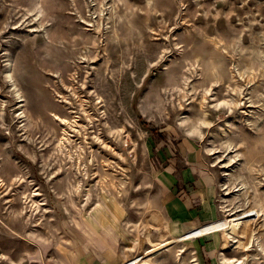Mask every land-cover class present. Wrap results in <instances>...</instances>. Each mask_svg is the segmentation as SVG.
<instances>
[{"label":"rangeland","instance_id":"374dc122","mask_svg":"<svg viewBox=\"0 0 264 264\" xmlns=\"http://www.w3.org/2000/svg\"><path fill=\"white\" fill-rule=\"evenodd\" d=\"M105 173L120 194L100 188ZM104 197L120 216L99 249L87 234ZM203 208L254 209L246 262L264 264V0H0V264H112L104 248L131 264L145 229L177 234ZM203 236L174 243L182 264H220V237Z\"/></svg>","mask_w":264,"mask_h":264},{"label":"bare ground","instance_id":"6f19581e","mask_svg":"<svg viewBox=\"0 0 264 264\" xmlns=\"http://www.w3.org/2000/svg\"><path fill=\"white\" fill-rule=\"evenodd\" d=\"M216 46H217V44H216ZM18 94L19 93H17V95ZM18 96H20V95H18ZM85 114H86V112H85ZM60 121H62L63 124L70 126V127L74 126L73 124L76 123L75 119L71 120V119H67V118H60ZM185 128H186L185 132H187L186 135L191 136L192 135V132H191L192 128L191 127L190 128L185 127ZM66 130H63V137H61L58 141L59 149L65 154V158H67V160L69 162L76 164L77 169H80L79 165L82 163V166H84L83 163L85 164V161L83 160L84 156L82 154V151H83L82 149L84 147L81 148L80 151L77 150V152L75 154H73L72 148H74L75 146L72 148L67 146V144L72 143V139H71L70 133H68L67 132L68 130L67 131ZM73 130H74V128H73ZM198 133H200V132H198ZM78 148H80V147L78 146ZM71 163H69V164H71ZM84 173H86V172H84ZM105 174L106 175L103 174L104 176H101V175L99 176L98 181L100 184V188H102V189L112 188L116 193L120 194L121 188H122L121 186L123 183L121 181V179L119 181V179L116 180V178L114 179L113 177H110L107 173H105ZM105 176L106 177L109 176L108 177L109 179L107 180ZM86 190H87L86 192L88 193L89 188H86ZM86 192L83 194V196L87 195ZM103 201H105V197H104ZM105 202L107 203L108 210L105 208L104 209L111 213L113 219H107L108 221L105 219L107 221L105 225L102 223V219H104V218L100 214V212L105 213L106 211L101 208V206H102L101 203H98V206L100 207V209H98L99 216H94V215H91V216H92V220L94 222H96V224L98 225L99 230L95 231L94 229H92L85 220L88 227L91 228L93 235L87 234L86 231H84V232L91 239L92 246L94 248H99V249L104 247V242H103L102 238L105 239V238H107L109 233H111L113 231L115 232V224H116V221H119L118 218L120 216L119 215V209H118V202H116V199H114L112 202H107V201H105ZM260 210L261 209H258V212H260ZM253 212H254V209H248V210L245 209V210L238 212V213L229 214L228 215V216H230L229 218L225 217V216H222L219 218H214V219H212L206 223H203L200 226L192 227L189 230H187L186 232H183L181 234H174L171 230L172 226L170 223L168 224L166 222H161L160 227H157V226L155 227L156 231L158 232L157 236L152 234L150 229H148V230L145 229L147 232L144 234L143 239L148 244L144 249H142V252L140 253V257L135 258L131 264H159V262H160V264H164L163 260H160V258L162 256V259H165L163 257H165V254L168 251L172 252V262L170 264H182L183 263V257H184L182 253L186 249L180 248V247L176 248V246H174V243L178 242L179 239H182V238H190V237L194 238V237H197L199 235H205V236H207V235L216 236L217 235L218 237H220L219 238L220 240H218V241H220V243H219L220 247H219V250L217 253L218 261L220 264H242V263L249 264L246 262V260H247V258L250 257L251 254L248 253L247 250H248L249 246L251 245V243L255 237L254 236V228L252 226H250L251 218L253 216H255V214ZM151 220L159 223L160 219L156 215V213H153V214H151ZM140 225H141L140 223H138V224L132 223L131 226H133L135 229L140 231V229H142V227ZM149 227H152V226H149ZM232 232L236 233V234H242V235L245 234V238L241 239L238 236H236L235 239L232 241L229 239V236H228V234L232 233ZM140 238L141 237H139V236L135 237L133 240V244L137 243V246H139V244L141 243ZM259 247L261 248V251H263V258H264V244L263 243L260 244ZM226 248H229V249L234 248L236 250L242 251L243 253H241L239 256H236V257H234V256L226 257L224 255V250ZM194 260L195 259L192 258L189 261H191L190 262L191 264H197Z\"/></svg>","mask_w":264,"mask_h":264},{"label":"crops","instance_id":"0c3cea01","mask_svg":"<svg viewBox=\"0 0 264 264\" xmlns=\"http://www.w3.org/2000/svg\"><path fill=\"white\" fill-rule=\"evenodd\" d=\"M190 169L191 170H193L194 172H195V170L194 169H192V166L190 167ZM192 171V172H193ZM201 183V182H200ZM188 189H189V187H188ZM188 192V194L189 195H191V193L193 192V190H188L187 191ZM208 206V205H207ZM205 212V209L203 208V210H202V213H201V215L203 214ZM194 211L192 210V211H190V210H188V213L186 214L185 212L183 213V216H184V218L186 219V218H191V217H193L194 216ZM205 216H203L202 215V221H200L199 223H195V225H192V226H187V228L184 230V231H181V232H179V233H177V234H181V233H183V232H186L187 230H189L190 228H192V227H194V226H198V225H201V224H203V223H206V222H208V221H210L209 219L210 218H208V219H206V218H204ZM206 219V220H205ZM203 237H211L213 240H212V242H211V244L212 245H217V243H216V241H215V239H214V237L213 236H210V235H207V236H203ZM198 238H202V237H198ZM198 238H192V239H190V240H188L187 241V243H189V242H191V241H195L196 239H198ZM185 242L186 241H181V243H179V247L180 248H184V245H185ZM209 248V247H208ZM185 249L187 250L188 249V247H185ZM109 250V249H108ZM108 250H106V248H104V249H102L101 250V262H103V263H106L107 262V260L110 262V263H112V264H119V262H117L118 261V258L115 256V253L113 252V251H110V254H112V255H109V251ZM214 250V249H213ZM213 250H211V249H209V255H210V257H211V255L213 254ZM196 259H197V257L196 256H194ZM216 258H217V261H218V257H217V255H216ZM125 259H127V257L125 258ZM124 259V260H125ZM123 261V260H122ZM218 263H219V261H218ZM199 264V263H198Z\"/></svg>","mask_w":264,"mask_h":264}]
</instances>
